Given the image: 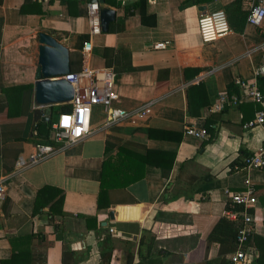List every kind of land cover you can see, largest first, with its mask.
I'll return each mask as SVG.
<instances>
[{
    "label": "crops",
    "instance_id": "1",
    "mask_svg": "<svg viewBox=\"0 0 264 264\" xmlns=\"http://www.w3.org/2000/svg\"><path fill=\"white\" fill-rule=\"evenodd\" d=\"M137 1L104 0L114 9L115 21L108 33L91 36L87 7L97 0H2L0 103L6 102L1 88L33 86L37 34L46 29L57 33L58 42L69 50L72 72L81 67L83 44L91 42L89 66L109 67L116 74L114 107L131 112L149 105V114L135 125L123 123L105 130L104 115H96L95 109L93 127L98 131L94 136L25 167L40 141L34 139L38 126L34 131L32 122L29 134L24 133L21 123L2 124L7 121L2 122L6 117L0 113V181L5 182L0 202V264L12 257L22 264H101L105 253L111 254L109 264H218L219 244H208L207 237L224 217L230 194L243 191L247 181L257 200L252 212L254 233L264 238V171L234 166L264 142V124L243 129L258 111L264 113V93L262 104L245 101L234 84L235 80L257 82L260 77L255 71L264 65V20L258 27L246 24L242 33L231 30L210 44L202 43L198 30L203 13L224 10L235 2L249 13L260 0L202 4L147 0L146 13L155 16L154 27L141 24L138 10L126 15L125 7ZM24 4L27 12L22 14ZM161 42H168L166 49L154 50L153 45ZM199 84L205 88L208 105L194 117L187 92ZM225 92L242 101L211 112ZM206 125L205 140L184 134L185 126L206 130ZM148 129L158 137L144 142ZM121 146L142 155L146 150L173 153L171 169L164 175L159 166L146 165L144 178L126 189L135 204L98 209L102 163ZM152 161L170 162L169 158ZM43 187L58 189L60 195L50 191L41 196L43 206L34 214ZM59 197L62 207L52 213ZM90 218H95V228ZM146 231L156 239L152 248L140 246ZM253 247L256 258L259 251Z\"/></svg>",
    "mask_w": 264,
    "mask_h": 264
},
{
    "label": "built area",
    "instance_id": "2",
    "mask_svg": "<svg viewBox=\"0 0 264 264\" xmlns=\"http://www.w3.org/2000/svg\"><path fill=\"white\" fill-rule=\"evenodd\" d=\"M36 1L41 2L44 0ZM160 1L173 2L176 0ZM87 18L90 26V35H100V15L97 3L88 5ZM263 20L264 0H260L256 7L250 10L246 18V24L258 27ZM198 30L201 41L204 44L214 43L231 32L224 10L201 14L198 19ZM167 45L168 42L155 43L153 49L164 50ZM92 50L91 42L83 44L80 50L81 67L67 77L68 82L74 88V98L69 105V111L60 114L58 121L52 125L50 139L57 145L36 144L33 152L28 157L25 167L37 165L63 152L65 149L94 136L98 131L93 127L94 113L97 108H100L104 115L105 119L102 129L105 130L113 129L123 123L135 125L149 114V105L144 109L131 112L114 107L113 104L118 99L115 91L116 74L109 67L91 68L88 62L92 56ZM255 74L257 76L264 75V65L258 67ZM234 84L243 92V100L251 101L255 104L263 103V96L257 82L247 83L242 80H235ZM240 100L234 94L222 93L210 107V111H222L229 105L239 104ZM263 124L264 113L258 111L253 120L243 125V129L250 130L257 125L261 126ZM184 134L198 140L208 138L207 131L204 128L196 129L191 126H185ZM243 168L249 171H264V142L257 151L243 158ZM4 196L5 182L0 181V202L4 199ZM230 201L239 210L230 209L224 212L225 218L238 225L236 249L227 256L228 264H252L256 256V249L247 245L249 237L254 233L253 216L250 211L254 208L256 199L252 185L247 181L243 191L230 194Z\"/></svg>",
    "mask_w": 264,
    "mask_h": 264
},
{
    "label": "trees",
    "instance_id": "3",
    "mask_svg": "<svg viewBox=\"0 0 264 264\" xmlns=\"http://www.w3.org/2000/svg\"><path fill=\"white\" fill-rule=\"evenodd\" d=\"M194 4H202L205 2H210L211 0H188ZM2 0H0L1 4ZM146 2L147 0H138L135 4L125 7L126 15L134 14L135 10L139 11L140 22L144 26L154 27L156 25V18L154 15H148L146 13ZM28 4V3H26ZM26 4H24L20 12L25 14ZM216 9H221L216 8ZM224 12L227 16V21L230 26V29L236 33H242L244 27L246 26V18L249 13L244 12L240 9V4L238 2L233 3L232 5L225 7ZM111 31H114L111 29ZM199 70H196L198 73ZM74 72V71H73ZM258 88L260 92L264 93V75L257 78ZM32 85H21L11 88H1V92L6 96V102L0 103V113H4L6 123L9 124V120H12L10 123H21L25 127V132L29 134V130L32 128L31 121V109H32ZM159 89L158 87L156 90ZM188 106L190 116L198 117L200 116V110L208 105L206 100V91L202 84H199L195 87H190L188 92ZM70 109L69 106L56 107L52 110V115L48 123H40L38 125V135L34 139H39L40 141L36 144H50L56 146L57 144L50 139L51 128L54 123L58 121L59 115L65 112H68ZM1 122V120H0ZM1 124V123H0ZM22 127V128H23ZM209 128L206 125V131ZM21 134H22V130ZM153 130L148 129L144 132L143 141L145 142L152 137H158L154 135ZM165 139L171 140L170 137H163ZM19 140H24L23 137H20ZM179 140V139H177ZM131 143V142H130ZM145 148L144 145H142ZM109 146H106V152L109 151ZM248 156V155H246ZM245 156V157H246ZM152 159H166L169 158L167 164L159 162H151ZM174 159L173 153H160L146 150L144 155L135 153L126 146H121L118 148V151L115 156L108 157L103 161L101 171L98 176L99 182V193L97 197V207L98 209H106L113 205H130L135 204L134 198L126 191V189L144 178L145 167L148 164H153L159 166L164 170V175H167L171 169L172 162ZM243 160V159H242ZM234 166H242L241 164L234 163ZM54 195H60V190L43 187L38 191L36 202L34 205L33 213L36 214L43 204L39 203L41 196H45L46 193L50 192ZM52 196V197H53ZM255 197V195H254ZM256 199V198H255ZM53 200V199H51ZM63 198L59 197L52 205V213L58 207H62ZM257 202V200H256ZM239 210L238 207L232 205L231 201H228L226 205V210ZM253 212V209L250 213ZM61 215V210L58 212ZM90 221L94 222L93 228H95V218H90ZM238 231V225L235 222L228 220L223 217L218 220L210 234L207 237V243H217L219 244V254L217 263L218 264H228V261L225 260L227 254L234 252L236 249V236ZM146 233V234H145ZM144 235L140 238V246L146 245L148 248H152L155 244V237L150 235L146 231ZM248 246H255L259 254L254 260V264H264V238L258 234L253 233L248 239ZM192 248V247H190ZM161 249L157 250V253H160ZM111 258L110 253H105L101 256V264H109ZM143 260V257H142ZM151 260L147 261L150 262ZM144 263V262H143ZM1 264H22L17 262L15 257L10 258L7 262H1Z\"/></svg>",
    "mask_w": 264,
    "mask_h": 264
},
{
    "label": "water",
    "instance_id": "4",
    "mask_svg": "<svg viewBox=\"0 0 264 264\" xmlns=\"http://www.w3.org/2000/svg\"><path fill=\"white\" fill-rule=\"evenodd\" d=\"M101 33H108L115 21L114 9L97 0ZM199 7V10H204ZM57 33L42 29L37 34V66L32 87L33 130L40 123H48L52 110L69 106L74 98V88L67 77L72 73L69 50L57 40ZM113 220V211H110ZM105 224V223H103Z\"/></svg>",
    "mask_w": 264,
    "mask_h": 264
},
{
    "label": "rangeland",
    "instance_id": "5",
    "mask_svg": "<svg viewBox=\"0 0 264 264\" xmlns=\"http://www.w3.org/2000/svg\"><path fill=\"white\" fill-rule=\"evenodd\" d=\"M66 113V112H65ZM62 114H64V113H62ZM102 114V112H101V110H100V108H97L96 109V115H101Z\"/></svg>",
    "mask_w": 264,
    "mask_h": 264
}]
</instances>
